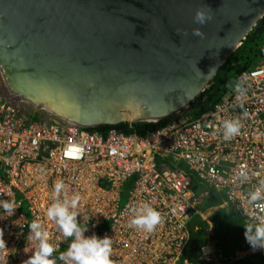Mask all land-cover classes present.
Returning <instances> with one entry per match:
<instances>
[{
	"label": "built area",
	"instance_id": "1",
	"mask_svg": "<svg viewBox=\"0 0 264 264\" xmlns=\"http://www.w3.org/2000/svg\"><path fill=\"white\" fill-rule=\"evenodd\" d=\"M236 83L246 89L241 100ZM232 118L240 119L241 131L225 140L223 122ZM161 155L182 160L206 184L223 190L245 224L249 216L257 215L247 193L264 179V57L242 71L211 108L191 119L178 112L166 126L144 135L114 128L99 132L58 127L42 118L26 121L16 109L0 102V200L12 198L20 206L10 217L0 208V228L8 248L0 253V261L21 264L32 255L35 244L28 240V225L37 218L49 231L57 252L67 250L70 239L65 240L46 218L53 184L63 179L70 195L78 192L82 197L77 210L81 226L87 222L85 235L112 238L115 264H187L182 256L186 224L199 198L185 174L155 165L154 157ZM241 165H246L251 177L243 185L233 180ZM131 175H135L132 187L120 204L119 187ZM144 202L163 216L152 233L129 227L131 208ZM105 222L102 233L98 228ZM207 223L195 264H234L237 252L224 256L212 223Z\"/></svg>",
	"mask_w": 264,
	"mask_h": 264
},
{
	"label": "water",
	"instance_id": "2",
	"mask_svg": "<svg viewBox=\"0 0 264 264\" xmlns=\"http://www.w3.org/2000/svg\"><path fill=\"white\" fill-rule=\"evenodd\" d=\"M263 14L264 0H0V102L58 127L162 119Z\"/></svg>",
	"mask_w": 264,
	"mask_h": 264
},
{
	"label": "clouds",
	"instance_id": "3",
	"mask_svg": "<svg viewBox=\"0 0 264 264\" xmlns=\"http://www.w3.org/2000/svg\"><path fill=\"white\" fill-rule=\"evenodd\" d=\"M211 19H212V16L210 12L206 10V6H202L201 8H198L196 10L195 15H194L195 23L204 25L207 22H209ZM193 35L199 36L200 38H204L205 34L201 30V28H195L193 29ZM263 57H264V52L261 53V58L255 64H253L250 67L249 66L245 67L241 69L240 71H238V73H236L235 75L231 76L230 80L228 81L229 88L225 89L223 93H226L227 91L230 90V88L235 83L237 77L242 71L246 70L247 68H251L257 65L263 59ZM235 91L237 93L238 100H241L246 95V89L242 86L241 83L235 84ZM187 108L188 107H185L184 109H181L178 112L186 114V111L188 110ZM207 109H203L198 112H203V111H206ZM17 112L20 113V115H22V117L26 121H34V120H37L38 118H41L37 115V117L34 119H27L26 117L23 116V113L24 112L29 113L30 111H18L17 110ZM176 113L166 116L167 118H169V120L167 121L165 125L159 127L158 129L166 126L169 122H171V120L173 119ZM195 117L189 116L190 119L195 118ZM154 121H150V122H154ZM94 127L95 126L87 127V128H91L93 130ZM241 127H242V124L239 118H232V119L225 120L223 122L224 139L228 140V139L238 136L240 134ZM154 131H151L149 133H152ZM99 132H103V131H99ZM129 134H133V133H129ZM135 135H144V134H135ZM157 157L172 158L175 161H177L179 164H181L187 171L191 172L182 160L174 156H171V155L155 156L154 163L156 166L164 165L174 170H177L173 167L168 166L166 163L156 162ZM192 172L196 175L194 171ZM130 177L126 178L121 183L119 187V191H118V198H119L121 187L123 186L124 182L127 181ZM250 179L251 177L248 171L246 170V165H241L240 171L236 173L233 177V180L238 181L241 185H243L244 183H247ZM130 188L128 189V191L130 190ZM220 192L223 193L224 203L225 204L228 203L233 208V206L230 204V202L226 198V195L224 194L223 190H220ZM205 194H206V191H203L199 193L198 195H195V194L194 195L198 196L199 201H200L201 196H205ZM81 199L82 197L80 193L78 192L72 193L71 195L69 194L68 186L66 185L63 179H57L54 182L53 191H52V203L46 209V218L47 220L55 224L57 231L62 235V237L65 240L70 239L68 248L66 251L60 252L58 257L54 256V253L58 251V248L56 245L50 242L51 238H50L49 231L45 229V226L43 222L41 221V219L37 218L28 225V228H29L28 240L35 244V249L33 250L32 255L29 256L26 260L22 261L21 264H57L58 261L62 262V264H115V261L111 258L112 252H113V247H112L113 240L111 237L107 236L106 234L103 237H99L95 233H93L90 236L85 235V233L88 230L87 222H83L84 226H81L82 222L78 221V215H80V213L78 212L77 209L79 207ZM247 200H248L249 206L253 209V211L257 213V215L255 216H249L248 223L245 224L242 221L244 223L243 235H244L246 242L250 245L251 248H249L246 251L235 250L238 254L237 256H235V258L239 256H243L248 253L258 251V250H264V179L259 180L258 184L254 185L252 189L247 193ZM18 207L20 206L12 198L6 199V200H0V208L3 209L6 216H9V217L12 216ZM131 212H132V218L129 221V227L144 231L146 233L154 232L157 229V227L163 222L162 213L158 211L149 202H144L141 205L132 207ZM207 221L212 223L209 219H206L204 221L206 225L204 226L203 230L208 225ZM188 222L186 224L187 241L185 243L184 249L182 250V256L186 248V245L189 241L188 240V237H189ZM104 225L105 227L102 230V227ZM106 227H107V222L101 224L98 229L100 231L102 230L101 232L103 233ZM212 230H213V224H212ZM201 240L203 241V235H202ZM200 244H201V241L199 245ZM5 249H8V248L6 245V241L4 239V229L0 228V253H3ZM197 249H196V252H197ZM250 249H252L253 251H249ZM0 264H3V262L0 261Z\"/></svg>",
	"mask_w": 264,
	"mask_h": 264
},
{
	"label": "trees",
	"instance_id": "4",
	"mask_svg": "<svg viewBox=\"0 0 264 264\" xmlns=\"http://www.w3.org/2000/svg\"><path fill=\"white\" fill-rule=\"evenodd\" d=\"M264 52V14L256 22L255 26L249 30L241 44L235 48L223 64L216 70L211 77L210 83L200 93H198L189 103L186 114L190 117H195L198 111L212 107L216 103L225 89L229 88L228 81L230 77L238 73L245 67H250L255 64ZM242 65V66H241ZM27 119H34L37 115L33 112L23 113ZM169 118L165 117L154 122L135 121L130 124L119 122L116 124H101L94 127L97 131H105L108 128H114L124 134H145L158 129L165 125ZM156 162L166 163L183 174L187 175L191 182V190L194 194L206 191L202 208L207 206L209 210L208 218L213 224V236L217 240V245L220 252L224 256H230L235 250L246 251L250 245L244 238V223L237 215V212L224 202L223 193L206 184L202 179L197 177L193 172L187 171L181 164L172 158H156ZM134 175L124 182L122 189H128L132 186ZM19 196V194H18ZM205 209V208H204ZM188 227L189 237L186 248L183 252V257L186 258L187 264H195L196 249L202 241L203 228L206 223L199 218L193 219V222ZM105 227V225L102 227ZM101 230V231H102ZM60 252L54 253V256H59ZM234 264H264V250H258L252 253L245 254L234 258Z\"/></svg>",
	"mask_w": 264,
	"mask_h": 264
},
{
	"label": "crops",
	"instance_id": "5",
	"mask_svg": "<svg viewBox=\"0 0 264 264\" xmlns=\"http://www.w3.org/2000/svg\"><path fill=\"white\" fill-rule=\"evenodd\" d=\"M204 199V196L202 197ZM203 202V200H202ZM200 203H201V199L199 201V203L196 205L197 209L195 210V213H197L200 216V220L205 221L208 218V214H209V210L208 209H204L202 208L203 205H201L200 207ZM221 204H225L224 202H222ZM191 223H189L188 225H190Z\"/></svg>",
	"mask_w": 264,
	"mask_h": 264
},
{
	"label": "rangeland",
	"instance_id": "6",
	"mask_svg": "<svg viewBox=\"0 0 264 264\" xmlns=\"http://www.w3.org/2000/svg\"><path fill=\"white\" fill-rule=\"evenodd\" d=\"M198 194H199V193H198ZM198 194H195V195H198ZM125 197H126V189L124 188V189H122V193L119 194V203H120V204H123V203H124ZM202 197H203V196H201V198H200L201 201L203 200ZM204 208L206 209V208H208V207H207V206H204ZM195 218H197V219L199 218V219H200V216H199L197 213H194L193 216L190 218L188 224L191 223V222H193V219L195 220Z\"/></svg>",
	"mask_w": 264,
	"mask_h": 264
}]
</instances>
